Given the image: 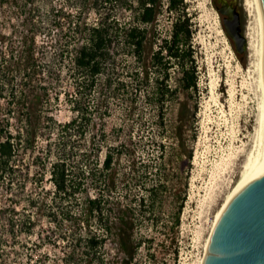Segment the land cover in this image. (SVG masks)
<instances>
[{"label": "rangeland", "instance_id": "374dc122", "mask_svg": "<svg viewBox=\"0 0 264 264\" xmlns=\"http://www.w3.org/2000/svg\"><path fill=\"white\" fill-rule=\"evenodd\" d=\"M215 1L181 0L175 11H169L163 1L155 24L159 33L167 35L175 19H186L196 53L197 92L188 97L189 103H196L195 121L183 138L185 149L192 153L188 168L186 164L178 167L175 141L160 134L154 109L138 101L135 111L128 113V99L134 94L130 73H126L130 57L122 56L118 62V77L126 88L113 90L112 85L102 92L100 79L89 93L93 102L105 97L108 114L101 120L95 115L91 140H84L85 147L87 142L93 143V148L86 149H93L95 154H90L89 163H79L80 169L86 175L91 169V175L100 183L104 174L101 161L107 152L113 156L114 189L106 194L96 182L92 188H100L112 203L129 208L134 223L132 239L144 242L132 251L130 264H201L214 216L239 181L245 159L258 149L260 90L255 58L249 57L247 50L236 53L223 31ZM89 19L94 20L95 15L90 13ZM120 19L128 21V14H120ZM247 21H252L248 13ZM74 79L72 66L66 61L61 94L56 101L54 93H50L51 104L47 106L48 113L60 124L75 115L62 94L72 93ZM173 115L169 108L167 124L173 121ZM102 124L104 138L98 131ZM36 144L42 147L45 142L37 140ZM31 158L28 154L18 155L11 170L0 178V264H99L92 256L91 260L86 258V253H91L87 251L83 229L68 235L67 226L58 230L47 221L53 186L48 170L42 175ZM151 192L156 194L154 206L150 204ZM89 193L93 195L92 190ZM183 193L179 225L174 229L177 199ZM77 206L75 202L63 205L72 211ZM30 223L32 230L27 232L24 228L31 227ZM91 226L99 233L94 222ZM59 232L66 236L64 240L59 238ZM76 239H80L77 244ZM110 241L98 256L104 257L105 264H119L124 255ZM72 247L76 249L74 259L69 255Z\"/></svg>", "mask_w": 264, "mask_h": 264}, {"label": "trees", "instance_id": "16d2710c", "mask_svg": "<svg viewBox=\"0 0 264 264\" xmlns=\"http://www.w3.org/2000/svg\"><path fill=\"white\" fill-rule=\"evenodd\" d=\"M163 1L169 11L177 10L181 3V0H0V178L11 170L18 155H32V164L42 175L48 170L53 186L47 221L58 230L67 226L68 235L83 229L85 245L91 253H86V258L91 260L92 256L99 264H105L98 253L107 240L124 255L119 264H130L132 251L144 245L141 240L132 239L134 223L129 208L112 203L100 188H92L96 181L91 169L86 175L79 164L89 163L90 154H95L93 149H86L93 148V143L90 146L87 142L85 147L84 141L91 140L95 115L101 120L108 114L105 97L93 102L89 93L100 79L102 92L112 85L113 90L127 87L118 77L122 56L131 59L126 73H130L134 86V94L128 99V113L135 111L138 101L154 109L160 134L175 141L178 167L186 164L188 168L192 158L183 138L195 121L196 103H189L188 97L197 92L198 63L186 19H175L167 35L158 32L155 24ZM90 13L95 15L94 20L90 21ZM123 13L128 14V21L120 19ZM66 61L72 66L75 81L72 93L62 94L75 115L60 124L48 113L47 106L51 104L50 93H54L56 101L61 94ZM169 108L174 115L167 124ZM98 131L104 138L103 124ZM37 140L45 144L38 147ZM81 146L84 148L80 149ZM113 165V156L105 153L101 161L104 174L96 186L100 184L106 194L115 187ZM155 195L149 193L152 206ZM184 197L185 193L177 199L174 229L179 225ZM67 202L78 206L69 210L63 207ZM92 222L100 234L92 229ZM24 230L30 232L32 226ZM58 236L61 240L66 237L60 232ZM75 250L72 247L69 254L72 259Z\"/></svg>", "mask_w": 264, "mask_h": 264}, {"label": "water", "instance_id": "95a60500", "mask_svg": "<svg viewBox=\"0 0 264 264\" xmlns=\"http://www.w3.org/2000/svg\"><path fill=\"white\" fill-rule=\"evenodd\" d=\"M216 5L223 31L238 54L247 40L239 31L235 8L223 0ZM264 36V0H257ZM264 77V69H263ZM202 264H264V172L256 175L222 209L209 238Z\"/></svg>", "mask_w": 264, "mask_h": 264}, {"label": "bare ground", "instance_id": "6f19581e", "mask_svg": "<svg viewBox=\"0 0 264 264\" xmlns=\"http://www.w3.org/2000/svg\"><path fill=\"white\" fill-rule=\"evenodd\" d=\"M245 10L247 11L248 15L252 17V21H248L246 27L245 37L247 40V48L248 56L254 57V66L257 70V82L258 88L260 90V103L259 105V120H258V149L255 155L247 156L248 159H245L244 165L242 168V172L240 175V179L232 189V191L227 195L225 201L223 202L222 206L216 212L214 216L213 223L211 225L210 233L206 240L205 246V253L207 250L209 238L212 232V229L222 211L226 203L232 198V196L240 190L244 185H246L252 178L256 175L264 172V77H263V69H264V36H263V28L262 22L260 17V12L257 4V0H244ZM246 51V52H247ZM247 56V57H248ZM252 61V62H253ZM253 66V63H252ZM255 70V71H256ZM257 87V86H256ZM259 92V91H258ZM257 135V134H256ZM257 142V140L255 139ZM254 141V142H255ZM255 144V143H254ZM257 144V143H256ZM255 147V146H254ZM256 148V147H255ZM253 151V150H252ZM249 155V154H248ZM203 261L201 262V264Z\"/></svg>", "mask_w": 264, "mask_h": 264}, {"label": "flooded vegetation", "instance_id": "af4514ba", "mask_svg": "<svg viewBox=\"0 0 264 264\" xmlns=\"http://www.w3.org/2000/svg\"><path fill=\"white\" fill-rule=\"evenodd\" d=\"M223 1L235 8L239 17V31L242 35L245 36L248 21H247V11L245 10L246 8L244 6V1L242 0H233V1L223 0ZM215 3L218 7H222V3L219 0H216ZM221 16H222V20L227 18L226 15H221Z\"/></svg>", "mask_w": 264, "mask_h": 264}]
</instances>
